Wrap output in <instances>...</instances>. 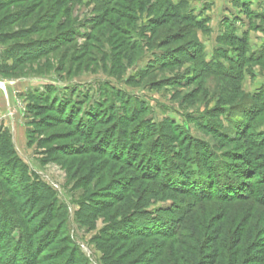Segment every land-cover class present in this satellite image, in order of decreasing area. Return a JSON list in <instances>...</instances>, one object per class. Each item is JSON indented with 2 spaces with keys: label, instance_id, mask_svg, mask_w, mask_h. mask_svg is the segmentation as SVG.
Here are the masks:
<instances>
[{
  "label": "rangeland",
  "instance_id": "obj_1",
  "mask_svg": "<svg viewBox=\"0 0 264 264\" xmlns=\"http://www.w3.org/2000/svg\"><path fill=\"white\" fill-rule=\"evenodd\" d=\"M51 1L55 3L54 11H58L54 23L69 24L74 32L72 39L61 41L53 52L31 58L8 76L0 75V130L9 133L26 175L22 181L15 175L18 180L9 186L0 179V209L8 213L7 228L14 226L10 241L19 247L28 246L24 240L33 242L50 232L42 254L45 259L40 264H105L108 248L107 257L111 255L110 261L116 264H183L161 258L167 252L174 254L170 251L177 247L173 241L147 238L141 245L115 243L106 237L113 223L106 216L93 217L91 209L79 214L78 204L86 194H107V185L113 188L124 184L128 189L130 182L126 179L132 173L114 165L107 181L104 172L112 168V163L108 164L101 148L90 149L93 156L89 158L96 171L74 173L83 157L61 155L74 152L70 146L77 140L72 137L74 125L63 123L59 115L50 112L45 115L50 120L47 126L36 128L32 122L38 117L27 113L28 105L34 103L28 96L51 85L66 92L71 100L77 96L107 98L110 103L106 111L110 114L94 132L110 137L111 126H117L120 131L112 137L116 141L129 137L126 130L135 121L131 110H148L146 115L140 113L136 126L141 120L173 121L176 126L170 127L167 134L158 133L163 136L160 143L175 152L189 150L188 156L197 152L211 169L204 173L208 182L213 184L227 174L236 179V189L226 197L203 202L177 192L160 190L154 195L150 189L147 209L153 217L157 212H166L168 222L188 218L192 213L201 220V233L195 239L204 237L200 264H264V99L253 101L248 97L264 86V0ZM182 1L187 6L185 14L191 15L196 24L184 21V10H174V5ZM37 2L29 0L25 5ZM25 5L0 9V20ZM12 19L0 25V34L28 25V21L9 25ZM231 24L241 43L220 40L230 32ZM113 27L126 31L122 42L117 41L121 35H116ZM104 31L110 35H102ZM48 35L45 30L18 39L7 37L10 40L0 43V52L15 43L41 41ZM87 36L95 37V41H88ZM85 44L91 45L88 51L81 50ZM238 50L243 54L241 59ZM38 52L42 51H33ZM220 52L232 58L233 68ZM203 61L221 64L225 70L206 69ZM121 97L123 104L117 101ZM55 118L59 121H52ZM124 118L131 123L123 124ZM84 144L88 147L93 143ZM60 146H65L63 152ZM128 194L135 203L136 197Z\"/></svg>",
  "mask_w": 264,
  "mask_h": 264
},
{
  "label": "trees",
  "instance_id": "obj_2",
  "mask_svg": "<svg viewBox=\"0 0 264 264\" xmlns=\"http://www.w3.org/2000/svg\"><path fill=\"white\" fill-rule=\"evenodd\" d=\"M28 1L29 0H0V9H5L12 5H25ZM100 1L110 3L111 1L116 0ZM54 4L55 3H53L51 0H38L37 3L32 4L31 6L25 5L26 7H23L24 10H16L11 14L5 15L3 20H0V25H3L2 23L9 18H13L10 22H8L9 25L16 24L19 21V23L28 21V25H26V27L20 28L19 30H16L10 34H0V43L2 41L4 42L10 40L7 39V37L10 36L11 39L12 37H14L13 39H18L28 35L29 33H37L38 31L45 30L49 31L48 38L42 39L41 41H29L25 44L15 43L7 48H4V50L0 52L1 76H8V74L16 71L31 58L37 59L40 56L59 49L62 42L68 39V37H70L68 40L72 39L74 32H72V28L69 24L60 25L54 23L55 20H53V16L57 18L58 13V11H54L53 9ZM56 4L58 5V3ZM174 6V10L176 9V11L184 10V15L182 17L184 21L196 24V21L191 15L185 14L187 6L183 1ZM245 13L250 16L249 9L246 6ZM63 15H65L64 12ZM52 25L54 27L51 28ZM228 27L230 32L224 37H221L220 40L222 41L223 39L225 42L237 44L241 43L242 38L239 39V37L236 35V29L234 28L233 24ZM114 29L115 28L113 27V31ZM116 29L114 33H120L121 35L120 38H117V41L122 42V36H127L126 31H123L120 28H118V30ZM16 35L20 36L16 37ZM102 35L108 37L110 32L104 31ZM87 40L95 41V37L87 36ZM220 40L217 41L222 44ZM131 47L132 49H135L134 44H131ZM89 48H91V45L85 44L81 50L88 51ZM34 50H39L42 52L33 53ZM261 52H264V50ZM219 55H222L225 60L229 61V67H234L232 58L228 57L227 54H224V52H220ZM238 56L240 59L243 56L239 50ZM10 60L13 61L12 64H9ZM203 63L206 69L209 68L213 71L225 70L221 64L216 62L211 64L203 61ZM227 74L231 75L229 72H227ZM64 93H61L58 89L51 85H47L42 88L41 92L36 91L33 96L30 94L28 97L31 101L33 100L34 103H30L28 105L27 113L34 114L36 117H38V119L33 120L32 124L36 128L47 126V121L50 120L48 116L45 115L52 112L59 115L63 119L61 120L63 123L74 125L75 134L72 135V137L77 138V140L74 142L75 145L70 144V146L73 147L72 149L74 152L71 154L61 155H74L75 157H83L81 163L76 166L74 172L75 174L89 173L90 171L97 170L96 166L95 168H92L93 160H90L89 158L93 156L90 152L91 148H101L100 151L104 153L103 155L107 158L108 164L110 162L112 163V168L104 172L105 177H107V181L111 178V174L114 171V165H121L124 168L129 169L132 173L128 176L129 178L126 179L127 183L128 181L130 182L128 189L126 186H124V184H121L118 187L113 186V188H110V186L107 185L104 188L106 192L108 191L107 194H99L93 197H88L89 194H86V197L84 196V199L78 204L79 214L82 215V213H85V211H89L91 209V212L89 213L93 214V217L98 214L106 216L110 223L113 222L112 226L107 228L108 236L106 237L115 243L120 241L126 243L130 241V244L132 245L134 243L141 245L143 239L147 238L173 241V245L177 247H172L170 251L174 252V254L171 253L172 255L170 256L169 252H167L165 255H160L161 258L163 256L165 257L164 262L165 260L168 262L171 260H177L183 264H200V260L204 258V237L201 236L199 240L195 239L199 237L198 235L201 233V220L193 213L189 214L188 218L181 219L179 217V219L171 220L170 222L165 220L166 212H157V216L155 215V217H153L152 215L154 214L147 209V202L149 201L147 194L149 193L150 189L154 195H159L160 190L171 193L177 192L180 193V195L186 194L192 196L198 202H203L208 198L219 199V196L221 195L226 197L228 196V193L234 192L237 185L236 179L227 174H223L220 179H218V181L212 184L206 180L207 176L205 177L204 175L205 170L211 171V169H208V166L202 159L201 155H198L197 152L192 151V154L188 156L190 152L189 150H187L188 153L186 151H184V153L181 151L175 152L173 148L168 149L165 147L164 143H160V139H162L163 136L158 133L162 131V133L167 134L170 127L176 126L175 123L170 119H166L159 123H152L151 121L144 122L139 120V125L136 126V121L140 113H144V115H146L148 114V110L147 108H140V111L131 110V114L134 117L133 120L135 121L126 130V133H129V137L121 133L120 135L125 136L122 137L121 141H116L112 137L113 134L119 133L120 131L119 127L116 128L117 126H111L110 131L112 132V136L110 137L94 132L96 126L98 124L100 125L104 123V118L110 114L109 110L106 111V109H108L106 105L110 103L107 98L103 97L94 100L89 98V96H77L71 100L68 99ZM248 97L253 101H259L260 99L263 100L264 86L258 91V93L253 95L249 94ZM117 101L123 104L125 100L124 97H121L119 100L117 99ZM109 106L112 107L111 104H109ZM111 110L114 109L112 108ZM44 119H46L45 123L43 122ZM118 120L119 118L117 117V121ZM52 121L59 120L55 118V120ZM123 121V124H128L129 122L131 123V121L126 120V118H124ZM119 123L121 124L122 121H119ZM150 137H152L151 140L147 141V138ZM84 141L87 143V145L89 143L93 144H91V146L84 147ZM170 141L171 140H169V143L171 144L176 143ZM63 147L65 146H60L59 149H64ZM61 151L63 152V150ZM53 154L57 155L58 153L55 151ZM24 173L25 167L16 157L15 151L11 146L9 133L7 131L3 132L0 130V179L6 180V186H9L11 185L12 181V183H15V181L18 180V177L15 175H19V179L22 181V176H26ZM138 182V187L131 188L135 183ZM38 184L40 183L38 182ZM144 184L148 185L146 186ZM115 188H118L119 192L111 191ZM129 189L132 190L130 191ZM154 189H156V192ZM27 191L30 192L31 188L29 187ZM213 191H216L217 194H212ZM129 192L132 193L134 197H136L135 203L130 199V194H128ZM195 192H197V194H194ZM232 195L235 196L236 194ZM137 207H139L141 210H134ZM108 215H110L109 218ZM0 220H2L0 223L1 263L40 264L44 261L45 258L42 256V254L44 253L46 241L50 237V232H44L42 236L36 238V240L33 242L24 240V243L28 246L19 247V245H16V243L10 241V234L12 233L14 226H12V228H7L9 222L8 213L3 212L1 209ZM40 226L41 225L39 223V227ZM176 226L178 227L177 230H174L169 234L167 233V231L172 229V227ZM36 231L37 230H35V232ZM20 242L22 243L23 241L21 240ZM211 243L210 245L213 244ZM150 248L157 249L155 245H151ZM104 253V262L105 264H108L111 259V255H108L107 257V254H109V248L108 250H105ZM119 258L122 260L125 259V257L120 256ZM111 263L116 264L114 261H110V264Z\"/></svg>",
  "mask_w": 264,
  "mask_h": 264
}]
</instances>
